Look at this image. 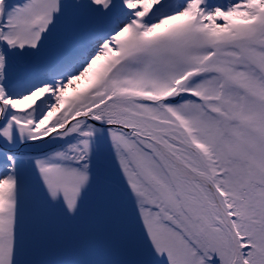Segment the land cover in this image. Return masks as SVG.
<instances>
[{"label":"snow or ice","instance_id":"6c2138e0","mask_svg":"<svg viewBox=\"0 0 264 264\" xmlns=\"http://www.w3.org/2000/svg\"><path fill=\"white\" fill-rule=\"evenodd\" d=\"M0 264H264V0H0Z\"/></svg>","mask_w":264,"mask_h":264}]
</instances>
